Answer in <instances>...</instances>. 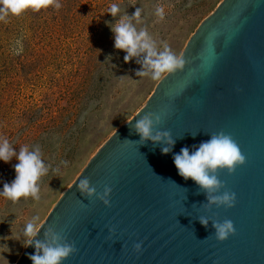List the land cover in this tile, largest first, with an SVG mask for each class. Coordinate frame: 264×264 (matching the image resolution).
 I'll use <instances>...</instances> for the list:
<instances>
[{
	"label": "water",
	"instance_id": "1",
	"mask_svg": "<svg viewBox=\"0 0 264 264\" xmlns=\"http://www.w3.org/2000/svg\"><path fill=\"white\" fill-rule=\"evenodd\" d=\"M183 69L168 74L145 106L161 115L155 131L175 144L141 141L135 120L119 127L57 201L35 239L49 229L76 251L63 264H264V0H224L195 32ZM230 135L245 156L233 172H217L231 208L209 205L206 193L178 175L173 156L212 135ZM110 204L83 195L80 179ZM208 219L207 227L200 218ZM235 233L220 241L215 221ZM140 244L139 250L135 248ZM26 247L15 264H33Z\"/></svg>",
	"mask_w": 264,
	"mask_h": 264
},
{
	"label": "rangeland",
	"instance_id": "2",
	"mask_svg": "<svg viewBox=\"0 0 264 264\" xmlns=\"http://www.w3.org/2000/svg\"><path fill=\"white\" fill-rule=\"evenodd\" d=\"M224 0H58L60 9L28 10L0 21V138L19 150L39 147L49 173L39 201L13 203L0 197V264H15L25 251L21 240L4 237L38 215L43 223L64 192L110 136L147 103L160 81L146 71L144 54L125 63L114 47L107 13L112 4L142 23L157 42L182 56L200 25ZM158 6L165 17L155 16ZM13 158L0 161V189L15 178ZM4 252V253H3Z\"/></svg>",
	"mask_w": 264,
	"mask_h": 264
},
{
	"label": "clouds",
	"instance_id": "3",
	"mask_svg": "<svg viewBox=\"0 0 264 264\" xmlns=\"http://www.w3.org/2000/svg\"><path fill=\"white\" fill-rule=\"evenodd\" d=\"M49 7L58 10L61 8V4L58 0H0V21L7 23L10 17H19L28 10L39 12L41 9ZM107 13H110L113 18L119 15V19L109 26L114 37V47L126 53L125 63L144 54L143 66L147 70L137 71V76L148 77L150 72L151 80L161 81L168 74L183 69L184 59L176 55L167 44L163 45V51H158L157 42L148 30L137 28L136 25L142 23L140 8H137L129 16L121 14L119 5L112 4ZM155 16L159 20L164 19L165 9L163 6L156 8ZM136 117L129 123L131 124L133 120L136 121L133 127L140 140L164 142L169 146L161 149L162 154L169 153L171 146L175 144L170 133L168 131L154 132L155 127L161 123V115L147 112L138 120ZM13 158L18 161L13 166L15 178L11 183H4L3 188L0 189V197L13 203L19 202L22 198L39 201L41 199L39 182L50 170L42 157L40 148L37 146L30 149L28 145H23L17 151L8 139L0 138V161L9 163ZM173 162L178 175L185 180L192 179L206 193L209 205L226 208L234 206L235 193L224 191L222 194H217L223 187L217 175L218 170L227 169L229 172H233L237 165L245 162V156L230 135L223 132L214 134L209 140L195 147L194 151L184 147L180 153L173 156ZM77 187L83 195L92 197L96 194L97 198L106 206L110 204L108 198L112 191L110 187L106 186L102 193H97L96 188L90 186L88 178L80 179ZM39 221L38 215L32 216L23 224L19 233H14L11 229V235L4 237L3 240L15 239L19 241L23 237V247L33 246L35 248V254L28 256L33 264H63V261L76 251L74 245L67 242L62 243L60 234L51 229L45 232V241L35 239L40 229L44 227V223ZM208 222L207 218H200V223L203 226L207 227ZM213 227L215 236L220 241L226 240L229 235L235 233V227L231 220L215 221ZM0 245L8 249L6 252L10 251L7 243ZM140 247V244L135 245L137 250Z\"/></svg>",
	"mask_w": 264,
	"mask_h": 264
}]
</instances>
